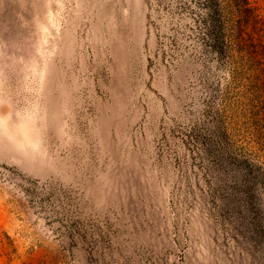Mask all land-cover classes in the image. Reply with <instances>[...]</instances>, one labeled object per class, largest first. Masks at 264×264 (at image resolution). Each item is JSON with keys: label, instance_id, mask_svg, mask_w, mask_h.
Segmentation results:
<instances>
[{"label": "rangeland", "instance_id": "1", "mask_svg": "<svg viewBox=\"0 0 264 264\" xmlns=\"http://www.w3.org/2000/svg\"><path fill=\"white\" fill-rule=\"evenodd\" d=\"M175 24L154 0H0V264H264V192L225 160L264 168V139L241 86L225 131L205 116L229 76Z\"/></svg>", "mask_w": 264, "mask_h": 264}, {"label": "trees", "instance_id": "2", "mask_svg": "<svg viewBox=\"0 0 264 264\" xmlns=\"http://www.w3.org/2000/svg\"><path fill=\"white\" fill-rule=\"evenodd\" d=\"M176 22L175 36L189 42L188 49L196 60L212 62L228 73L227 92L213 96L221 101L218 110L209 105L205 116L212 125L224 122L223 113L231 88L240 86L243 92L236 102L242 114L250 115L258 139H264V20L250 0H154ZM215 133V132H214ZM225 134V132H224ZM223 140L224 153H228ZM222 147V148H223ZM219 147L218 149H220ZM264 148V141L261 143ZM226 166L242 164L241 171L251 177L253 187L264 192V168L248 160L225 158ZM233 190V188H232ZM248 195V192H245ZM259 202V201H258ZM258 206V205H257Z\"/></svg>", "mask_w": 264, "mask_h": 264}]
</instances>
